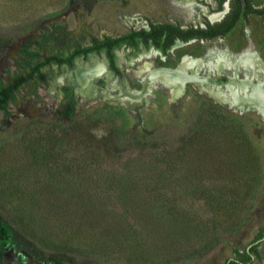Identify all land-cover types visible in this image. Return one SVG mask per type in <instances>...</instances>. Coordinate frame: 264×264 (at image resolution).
Masks as SVG:
<instances>
[{"label":"rangeland","instance_id":"374dc122","mask_svg":"<svg viewBox=\"0 0 264 264\" xmlns=\"http://www.w3.org/2000/svg\"><path fill=\"white\" fill-rule=\"evenodd\" d=\"M176 1L0 0V86L93 37L117 36L149 21H218L229 5L220 10L217 0H186L193 11L182 16ZM120 48V74L91 77L98 69L94 58L110 70L104 52L79 57L72 68L52 63L0 108V212L23 233L4 246L5 264H226L259 238L264 116L220 102L193 81L175 94L141 69L199 60L184 76L198 70L210 77L205 87L227 91L233 69L219 73L211 63L219 56L237 62L246 51L264 63V15H241L225 37L179 42L165 53ZM238 66L239 78L256 73L263 80L264 72ZM72 77L77 104L68 118L63 87ZM78 123L128 146L136 136L146 139L107 153L72 132ZM258 249L260 259L251 264H264V239ZM64 251L77 258L58 255Z\"/></svg>","mask_w":264,"mask_h":264},{"label":"trees","instance_id":"16d2710c","mask_svg":"<svg viewBox=\"0 0 264 264\" xmlns=\"http://www.w3.org/2000/svg\"><path fill=\"white\" fill-rule=\"evenodd\" d=\"M227 0H217L218 9H223V4ZM230 5L229 12L221 21L212 22L208 19H204L206 27L200 25H190L189 27H182L179 23L173 22H153L149 21V27H142L140 29H131L128 32L119 36L105 35L103 38L93 37L89 45H78L75 49L66 54L64 52H56L50 54L34 64L26 74H18L14 77L13 81L7 85L0 86V108L3 107L10 99L12 93L20 87L22 84L28 82L34 77L35 74L44 77L42 68L51 63H55L59 66L67 65L72 67L76 57L83 55L86 57L90 53H100L103 49L106 51V55L109 61V66L116 74H120L121 70L115 63V54L113 48L125 44L128 47L137 48L139 45L138 38H140L143 44L148 48L153 44L157 48H161L164 52L170 48L177 38L183 41H188L193 38H212L216 35H226L237 23L240 16L243 14L247 17L249 14H264V8H259L253 5L251 0H228ZM63 91L65 98L68 100L65 108V115L68 118L73 117L74 108L76 106V99L71 91L70 86H64ZM84 123L75 124L72 128V132L80 138L90 141L96 148H100L107 153H117L125 147L140 146L144 143V136L138 138L137 136L128 144H122L119 140L112 138L111 136L96 137L89 127ZM68 134H71L68 132ZM131 143V144H130ZM17 234L23 237V233L12 226L8 218L0 212V264H5L3 260V248L6 245L12 234ZM264 239V228L259 234V238L251 244L246 250L240 252L237 250V255L234 258H230L226 264H251L255 258L260 259L259 245ZM58 255L76 259L77 256L71 252H59Z\"/></svg>","mask_w":264,"mask_h":264},{"label":"bare ground","instance_id":"6f19581e","mask_svg":"<svg viewBox=\"0 0 264 264\" xmlns=\"http://www.w3.org/2000/svg\"><path fill=\"white\" fill-rule=\"evenodd\" d=\"M191 2V1H190ZM189 1L177 0L176 11L178 14L182 16H190L193 11V5ZM217 16L211 17L212 19ZM117 60L120 62L121 60V48L116 49ZM226 54V53H225ZM227 55V54H226ZM228 56V55H227ZM133 56L129 57V61L133 59ZM216 57V56H215ZM128 61V62H129ZM94 64L99 68V70H95L91 73V77L97 78L100 77L101 72L104 76L110 79L111 74L108 71H104V65L102 61L97 60V58L93 59ZM247 66L249 70H263L264 71V63H262L257 55L253 52L246 51L244 52L239 60L235 63L228 62L225 56H219L215 63H211L213 69L217 72L221 73L226 68H234L233 75L229 76V80L226 83L227 91L220 88H212L205 87L204 84H209V78L203 77L198 74V70L193 71L192 75L184 76L182 71L193 70L195 66H201L199 60L194 59H184V61L180 64L179 67L175 69H154L149 64H146L142 67V71L148 69L149 72H152L153 78H157L159 80L164 81L168 85L172 86L175 91V94L180 93L186 82L193 81L199 86H202V89L208 91L209 94L215 97L220 102L228 101L233 107H250L252 109L258 110L264 116V78L263 80L257 79V74L246 76L244 79L238 77V64L243 63ZM150 66V67H149ZM81 66L78 65L76 71L80 69ZM147 67V68H146ZM82 69V68H81ZM190 72V71H189ZM145 81V80H144ZM87 82H85L84 86H87ZM83 86V87H84ZM91 87V86H90ZM90 87L86 88V94H91Z\"/></svg>","mask_w":264,"mask_h":264},{"label":"flooded vegetation","instance_id":"af4514ba","mask_svg":"<svg viewBox=\"0 0 264 264\" xmlns=\"http://www.w3.org/2000/svg\"><path fill=\"white\" fill-rule=\"evenodd\" d=\"M226 2H228V4H229V1L227 0ZM225 2V3H226ZM225 3L223 4V8H224V6H225ZM259 8H264V6H262V7H259ZM221 10H223V9H221ZM229 10H230V5H228L227 6V8L225 7V9H224V12H223V15H222V18L220 19V20H218V21H221L224 17H225V15L229 12ZM243 15V14H242ZM250 15H260V14H256V13H253V14H249L248 16H250ZM264 14H262V15H260V16H263ZM213 16H220V14H213ZM212 16V17H213ZM247 16V17H248ZM216 17V18H217ZM243 17L244 18H247V17H245L244 15H243ZM216 18H214V19H216ZM213 22H217V21H213ZM173 23H175V22H173ZM190 26V25H189ZM189 26H183L182 25V27H189ZM197 26V25H196ZM200 26H202V27H206V24L203 22V24H200ZM149 27V23H148V26L147 27H145V28H148ZM142 28V27H141ZM232 30V29H231ZM230 32V31H229ZM228 32V33H229ZM227 33V34H228ZM226 34V35H227ZM120 35H122V34H120ZM226 35H224V36H222V35H216L215 37H212V38H193V39H189L188 41H183V40H181L180 38H177L176 40H175V43L170 47V48H168L165 52H168L172 47H174L177 43H179V42H183V43H187V42H190V41H193V40H206V41H208V40H214V39H216V38H223V37H225ZM111 36V35H110ZM117 36H119V35H117ZM103 38V37H102ZM93 39V38H92ZM138 40V42H139V45H138V47L137 48H135V47H130V48H134V49H138L139 48V46L141 45V46H144L145 48H147L144 44H143V42H142V40L140 39V38H138L137 39ZM89 45V44H88ZM83 46H85V45H83ZM122 46H125V47H128V46H126L125 44H121L120 46H116V47H114L113 48V52H114V54H115V63H116V65L118 66V60H117V53H116V49L118 48V49H120V47H122ZM151 47H153V48H155V49H157V50H160L161 52H163V53H165L161 48H157V47H155L153 44H151L150 45V47H148V48H151ZM105 53L106 54V51H105V49H103L100 53H96V52H94V53H90V54H88L86 57H91V56H93V54H96V55H100V54H102V53ZM250 52H252V51H250ZM71 53V52H70ZM253 53V52H252ZM255 54H256V52H254ZM257 55V54H256ZM79 57H83V58H86V57H84L83 55H81V56H78V57H76L75 58V60H74V65L72 66V67H74V66H77V64H78V58ZM106 57H107V55H106ZM257 57H258V55H257ZM259 58V57H258ZM107 60H108V58H107ZM259 60H260V58H259ZM261 61V60H260ZM103 63V62H102ZM232 63H235V62H232ZM52 64V63H51ZM55 64V63H54ZM94 64V63H93ZM95 65V64H94ZM103 65H104V63H103ZM47 66V65H46ZM61 66H63V65H61ZM67 66V65H66ZM96 66V65H95ZM108 66H109V61H108ZM69 67V66H68ZM71 67V68H72ZM119 67V66H118ZM44 68V67H43ZM42 68V69H43ZM77 68V67H76ZM104 71L106 70V71H108L110 74H111V76H112V72H115L114 70H112L111 68H110V66H109V68H110V70L104 65ZM231 69H233V72H234V68L233 67H231ZM247 69V68H246ZM98 70H99V68H98ZM238 70H239V66H238ZM247 70H249V69H247ZM238 72V71H237ZM259 72H264L263 70H259ZM103 72H101V75L100 76H103V77H106V76H104L103 74H102ZM26 74V73H25ZM78 75V74H77ZM247 76H249V75H247ZM73 78V77H72ZM71 78V79H72ZM107 78V77H106ZM111 78V77H110ZM74 79V78H73ZM107 79H109V78H107ZM27 83V82H26ZM23 85V84H22ZM74 85H75V79H74V84H72L71 83V80H70V84L68 85V86H70V88H71V91H72V93H73V95H74V97H75V91H74V89H73V87H74ZM65 86H67V85H65ZM88 87H90V85L89 84H87V86L85 87L84 86V89H85V91L87 90L86 88H88ZM64 92V91H63ZM64 97H65V93H64ZM76 99V98H75ZM76 104H77V102H76Z\"/></svg>","mask_w":264,"mask_h":264},{"label":"water","instance_id":"95a60500","mask_svg":"<svg viewBox=\"0 0 264 264\" xmlns=\"http://www.w3.org/2000/svg\"><path fill=\"white\" fill-rule=\"evenodd\" d=\"M160 69H169V68H160ZM71 83L74 84V79H71Z\"/></svg>","mask_w":264,"mask_h":264}]
</instances>
